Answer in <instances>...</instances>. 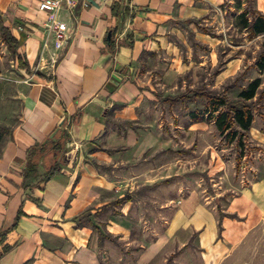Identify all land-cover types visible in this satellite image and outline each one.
Masks as SVG:
<instances>
[{"label":"crops","instance_id":"0c3cea01","mask_svg":"<svg viewBox=\"0 0 264 264\" xmlns=\"http://www.w3.org/2000/svg\"><path fill=\"white\" fill-rule=\"evenodd\" d=\"M41 1L0 0V11L23 39L34 72L49 78L32 75L20 122L0 154V232L17 222L10 236L14 246L0 264H101L98 231L80 224V219L88 215L96 228V215L109 214V228L114 222L126 226L124 217L108 210L124 207L126 189L141 177L132 162H144L148 152L156 154L164 145L133 129L120 134L109 125L108 114L116 105H124V118L130 113L126 103L138 94L130 81L133 67L163 41L172 20L197 15V4L223 0H63L58 19L66 26L67 39L61 47L50 38L44 47L48 22L39 10ZM259 1L263 9L258 11L264 14V0ZM115 29L113 49L107 39ZM63 134L69 138L70 158L46 157L38 178L25 189L28 149ZM54 165L60 169L45 180ZM224 212L220 232L214 209L199 191L191 190L179 203L169 234L197 232L207 264H219L264 220V175L234 197ZM161 240L148 254L156 253Z\"/></svg>","mask_w":264,"mask_h":264},{"label":"rangeland","instance_id":"374dc122","mask_svg":"<svg viewBox=\"0 0 264 264\" xmlns=\"http://www.w3.org/2000/svg\"><path fill=\"white\" fill-rule=\"evenodd\" d=\"M197 8V15L172 20L163 41L133 67L130 81L138 94L126 103L131 108L126 118L124 105H116L108 114L109 125L120 134L133 129L140 136L163 140L164 145L156 154L148 152L144 162H132L141 177L126 189L125 206L108 210L124 217L126 226L114 222L109 228V214L96 215V228L88 215L80 219V224L98 231L101 264H207L197 232L169 234L179 203L195 189L221 219L234 197L264 175L260 139V133L264 137V71L258 65L264 35L252 36L239 20L244 10L263 9V4L223 0L203 2ZM2 18L21 41L19 52L26 57L17 29L3 13ZM17 54L0 31V125L9 129L0 132V154L20 122L26 87L33 77L19 68ZM31 71L37 68L31 65ZM257 78L262 81L260 90L248 103L253 126L248 132L240 130L231 141L228 133L220 134L215 120L208 119L209 101L204 95L227 96L236 102ZM193 112L201 113L203 121H193ZM66 149L63 154L70 158ZM160 238L156 253L148 254ZM219 264H264V220Z\"/></svg>","mask_w":264,"mask_h":264},{"label":"trees","instance_id":"16d2710c","mask_svg":"<svg viewBox=\"0 0 264 264\" xmlns=\"http://www.w3.org/2000/svg\"><path fill=\"white\" fill-rule=\"evenodd\" d=\"M120 9L118 6L114 8V13L117 17H119ZM239 20L244 29H246L252 36H260L264 35V14H262L258 10H244L239 15ZM0 31L7 38V42L10 47L16 50L18 56V66L20 69L26 70L29 74H35L37 77L49 80L45 75L40 72H32L31 65L27 59V57L23 56L19 49L21 47V41L14 36L12 30L7 27L2 18V12L0 11ZM112 36L110 39H107L108 44H110L113 49H115V37L118 32L117 29L111 32ZM20 53V54H19ZM259 69L261 72L264 71V53L261 55L260 60L258 62ZM262 81L260 78H257L249 86L244 89L239 96L238 101L232 102L229 100L227 96L216 97L209 95H204L209 104L206 107L205 112L209 115V120H215L216 127L221 135H227L231 139V141H235L239 135L240 130L244 132H248L251 130L254 122V113L250 108L248 103L252 101L258 94L260 90ZM224 109V110H223ZM223 110V111H222ZM214 115H217L216 117ZM191 119L195 122H202L203 117L201 113L193 112L191 113ZM237 126V128H235ZM4 126L0 125V132L3 133L8 131ZM1 139V136H0ZM68 136L63 134L59 139H48L42 144L35 145L34 147L28 149L27 151V165L25 170L23 171L24 177V188L28 189L31 187L29 181L38 178V170L39 167L44 161V159L50 155L53 157H62L64 156V151L67 146ZM65 157V156H64ZM60 169V166L54 165L48 170L47 175L45 176V180L49 179L56 171ZM28 198H32L31 195H28ZM22 212H20V215ZM231 217H237L232 215ZM220 232H222V224L220 219ZM16 224L10 228L9 230L0 232V258L5 255L8 251H10L14 244L11 242V234L16 231Z\"/></svg>","mask_w":264,"mask_h":264},{"label":"built area","instance_id":"2783aa9c","mask_svg":"<svg viewBox=\"0 0 264 264\" xmlns=\"http://www.w3.org/2000/svg\"><path fill=\"white\" fill-rule=\"evenodd\" d=\"M63 0H42L39 4V10L47 16V39L44 47L48 46L49 38L54 39L56 46L61 47L67 39L66 26L58 19V13L61 9Z\"/></svg>","mask_w":264,"mask_h":264},{"label":"water","instance_id":"95a60500","mask_svg":"<svg viewBox=\"0 0 264 264\" xmlns=\"http://www.w3.org/2000/svg\"><path fill=\"white\" fill-rule=\"evenodd\" d=\"M111 36H112V34H111V33H109L108 39H110V38H111Z\"/></svg>","mask_w":264,"mask_h":264}]
</instances>
